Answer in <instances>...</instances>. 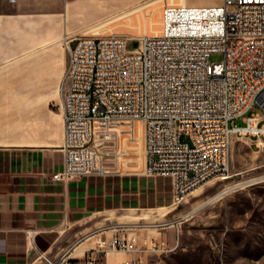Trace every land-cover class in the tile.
I'll return each instance as SVG.
<instances>
[{"label":"built area","instance_id":"1","mask_svg":"<svg viewBox=\"0 0 264 264\" xmlns=\"http://www.w3.org/2000/svg\"><path fill=\"white\" fill-rule=\"evenodd\" d=\"M66 49L62 168L52 181L122 175L127 122L141 123L142 175L169 180L174 208L210 181L229 177L234 139L264 152V0L168 6L157 35H79ZM213 54L222 60L211 63ZM256 105L262 113L246 117ZM105 230L82 239L93 247L81 257L75 246L55 260L41 258L45 264H159L152 257L172 251L164 241L105 236Z\"/></svg>","mask_w":264,"mask_h":264},{"label":"crops","instance_id":"2","mask_svg":"<svg viewBox=\"0 0 264 264\" xmlns=\"http://www.w3.org/2000/svg\"><path fill=\"white\" fill-rule=\"evenodd\" d=\"M104 3L0 0V264H45L41 255L55 260L75 246L87 251L93 241L82 239L101 229L100 214L160 203L166 194L171 200L168 179L51 180L62 168L66 43L119 13L83 21Z\"/></svg>","mask_w":264,"mask_h":264},{"label":"rangeland","instance_id":"3","mask_svg":"<svg viewBox=\"0 0 264 264\" xmlns=\"http://www.w3.org/2000/svg\"><path fill=\"white\" fill-rule=\"evenodd\" d=\"M222 2L223 0H105L102 8L91 11L83 21L119 13L79 35L119 33L128 38L157 35L161 29L164 8L182 5L219 6ZM221 60L220 54H213L209 58L211 63ZM261 113V108L256 105L246 117ZM236 124L242 126V121L238 120ZM121 131L122 175L110 178L163 180L164 178L142 175L140 123H124ZM228 176L226 180L210 181L177 208L172 206L166 194L165 201L160 203L150 200L148 203L130 204L106 211L98 216L101 229H106L105 236L115 232L135 233L139 237L166 242L172 251L152 257L159 264H264V152H253L248 140L234 139L230 149ZM227 188L232 189L185 217ZM142 217L144 218L140 219ZM176 221H179L177 225L162 226ZM112 256L123 257L121 254Z\"/></svg>","mask_w":264,"mask_h":264},{"label":"bare ground","instance_id":"4","mask_svg":"<svg viewBox=\"0 0 264 264\" xmlns=\"http://www.w3.org/2000/svg\"><path fill=\"white\" fill-rule=\"evenodd\" d=\"M140 123V122H139ZM140 126H141V123H140ZM232 188H227L226 190L220 192L219 194H217L216 196L212 197L211 199L207 200L206 202H204L203 204H201L200 206H198L197 208H195L194 210H192L188 215H186L185 217L187 216H190L191 214H193L194 212H196L198 209L202 208L204 205L210 203V202H213L215 200H217L218 198H220L222 195H225L228 191H231ZM198 193V192H197ZM196 193V194H197ZM195 195V194H194ZM165 215H162V217H164ZM184 217V218H185ZM174 222H171L170 224H172ZM150 227H154V226H150ZM86 241H89V239H87ZM82 250L80 248H78L77 250H75V253H79L81 252Z\"/></svg>","mask_w":264,"mask_h":264}]
</instances>
